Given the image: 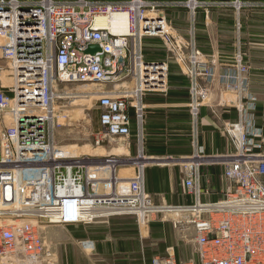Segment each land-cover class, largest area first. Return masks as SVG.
Returning a JSON list of instances; mask_svg holds the SVG:
<instances>
[{"label": "built area", "instance_id": "obj_1", "mask_svg": "<svg viewBox=\"0 0 264 264\" xmlns=\"http://www.w3.org/2000/svg\"><path fill=\"white\" fill-rule=\"evenodd\" d=\"M215 6L209 0H0V264H57L43 237L47 225L90 224L155 208L144 164L121 177L120 160L113 157L64 155L55 130L61 117H69L68 105L81 98L99 113L98 145L132 137L135 119L139 139L144 100L168 95L174 63L189 79L187 107L197 139L216 71L195 40L176 32L168 10L187 9L194 19L198 10ZM117 13L128 15L127 33L96 25L97 17ZM153 38L163 41L167 58L147 56L145 42ZM89 45L101 51L85 53ZM250 69L239 53L221 79L223 89L237 95L230 102L238 110V120L224 124L236 153L223 163V197L203 201V162L197 155L182 165L193 204L169 206L192 213L186 222L195 228L198 262L180 260L172 250L151 264H264V141L257 139L262 131Z\"/></svg>", "mask_w": 264, "mask_h": 264}, {"label": "crops", "instance_id": "obj_2", "mask_svg": "<svg viewBox=\"0 0 264 264\" xmlns=\"http://www.w3.org/2000/svg\"><path fill=\"white\" fill-rule=\"evenodd\" d=\"M209 1L218 2V6L198 10L194 19L187 9L168 10V18L176 32L183 38L195 40L202 57L212 63L216 71L210 104L201 110L199 138L193 139L190 135L188 100L173 98L169 102L157 103L152 102L154 95H151L149 98L152 100L146 102L148 110L143 152L140 153L136 140L132 146L122 148V153H116L122 156L120 160L135 161L131 167L134 172L138 171L141 163L147 162V192L172 207L189 206L194 202L184 186L182 165L197 155L203 162V201L217 202L227 189L223 163L236 153V149L224 132V124L237 121L238 110L235 102H230L236 101L237 95L227 93L222 86L221 79L226 69L235 66L238 54L244 53V63L251 68V81L255 84L264 79V11L252 13L247 7L237 9L227 5L230 0ZM182 18L191 20V25L176 23ZM254 20L257 23H253ZM146 46L150 47L148 43ZM172 66L171 90L187 91L188 87L181 86L177 76L181 74L179 66L174 63ZM255 118L257 127L262 131V136L257 139L264 141V98L258 100ZM134 132L133 128V137ZM165 138L174 141L168 142ZM178 142H182L181 148L177 146ZM161 150L166 152L160 153ZM167 157H173L175 162L167 165L152 162L153 159L159 161ZM207 157L219 160L205 163ZM114 225L117 226V222ZM54 244L55 251L51 248L57 264H151L154 257L159 256L146 257L147 252L136 231L123 236L121 230L108 229L104 236L94 238L89 243L91 247L75 246L76 243L60 237L55 238ZM176 250L175 254L180 260L191 261L194 257L187 247L179 246ZM193 261L198 262V259Z\"/></svg>", "mask_w": 264, "mask_h": 264}, {"label": "rangeland", "instance_id": "obj_3", "mask_svg": "<svg viewBox=\"0 0 264 264\" xmlns=\"http://www.w3.org/2000/svg\"><path fill=\"white\" fill-rule=\"evenodd\" d=\"M253 2H263L264 0H252ZM259 4V3H257ZM246 9L250 10V12H261L264 11V6H256V7H247ZM243 11V10H242ZM181 22L186 23L189 27L191 25V20L182 18V21L176 20V23L181 24ZM175 23V22H174ZM253 23H257L255 20ZM185 25V26H186ZM150 45V47L146 46L147 56L155 59H165L167 58V53L164 48L163 41L159 38L146 39V42ZM244 56V53H242ZM245 58V57H244ZM173 71V66L170 68V90H171V74ZM251 75V73H250ZM180 80V85L189 88V79L181 74L177 75ZM251 92L256 95V97L261 99L264 98V79H260L259 82L253 83L251 81ZM72 89V88H71ZM186 89V88H185ZM188 92V89H187ZM166 96V95H162ZM151 95H148L144 102H149L152 100ZM74 101V102H73ZM73 104L68 105L67 113L69 117L60 118V125H57L55 130V143L56 147L61 150H72L74 146H77L79 149L86 150L87 152H80L82 155H88L89 157H94L96 159L102 158H111L120 160V154L116 155V153H122V148L133 145L134 141L137 140V145L140 146V153L143 152L144 145V137L146 131L144 128L146 126L147 119V110L144 111V123L142 127V133H140V138H135L137 134V126L138 122L135 119L134 121V137H130L129 139H113V140H105L100 145L96 143V134L99 129V113L96 111L94 104L92 101L83 100L81 98L74 99ZM189 130L190 135L193 136V121L190 115L189 120ZM201 127L199 122L198 135L201 134ZM191 138V137H190ZM135 139V140H134ZM166 139V138H165ZM167 140V139H166ZM168 141V140H167ZM174 140L168 141L172 142ZM192 142V138H191ZM182 142H178V147L181 146ZM136 144V143H135ZM184 144L183 146H185ZM182 147V146H181ZM179 147V148H181ZM120 149V150H119ZM120 151V152H118ZM169 151H171L169 149ZM140 155V154H139ZM143 156V155H140ZM173 158V157H172ZM119 170L120 174L124 177L125 175H134V170L131 168L132 163L135 161L130 160H120ZM175 162V161H174ZM171 162L170 164L174 163ZM211 163V161L205 162ZM147 166V162H143L139 165V168L142 165ZM132 172V173H131ZM153 205L156 209H160V211H156V209L151 210V212H155L149 215H135V214H122L109 216L101 219H97L95 222L90 224H75V225H47L43 229V237L46 240L47 244L50 248L55 245V238L60 237L65 241H71L72 243H76L75 246H88L94 238H98L100 236H104L108 229H116L121 230L123 236H127L130 232L138 233L141 242L143 243V247L146 250V257L153 258L156 255L164 257L167 255V252H171L172 249L177 252V247H187L190 250V253L193 254V259H197L196 247H195V228L193 224L187 223L186 221L192 218V213L186 212H175L171 208L169 209L168 205L163 204L158 197H152ZM163 209V210H162ZM184 212V211H183ZM177 213V214H176ZM189 215V216H188ZM148 217V218H147ZM141 219V220H140ZM109 224H106L108 223ZM114 222H117V226L114 225ZM181 222V223H180ZM122 223V225H120ZM144 225H143V224ZM116 228H115V227ZM65 245V244H64ZM54 249V248H53ZM55 251V249H54ZM150 262V261H149Z\"/></svg>", "mask_w": 264, "mask_h": 264}, {"label": "bare ground", "instance_id": "obj_4", "mask_svg": "<svg viewBox=\"0 0 264 264\" xmlns=\"http://www.w3.org/2000/svg\"><path fill=\"white\" fill-rule=\"evenodd\" d=\"M96 25L98 27L108 28V29H110L113 32L118 33V34H125L129 30L128 15L125 14V13H117V14L111 15L110 17H97L96 18ZM9 83H11V82H9ZM78 149L79 148L77 146H74V149H72V150H68L67 149V150L62 151V152H63L64 155H70V154L74 155V154H77V153H80V152H82V153L83 152H87L86 150H83V149H79L80 150V152H79ZM125 176H128V174L125 175ZM121 177H123V176L121 175ZM168 208L170 209L172 207H168ZM153 209L155 210L156 208H151L148 211H140L139 215L140 216L141 215H145V214L149 213ZM185 211L188 212L189 210H185ZM175 212L178 213V212H181V211H175ZM151 213H153V212H151Z\"/></svg>", "mask_w": 264, "mask_h": 264}, {"label": "trees", "instance_id": "obj_5", "mask_svg": "<svg viewBox=\"0 0 264 264\" xmlns=\"http://www.w3.org/2000/svg\"><path fill=\"white\" fill-rule=\"evenodd\" d=\"M172 78V77H171ZM152 102H157V103H164V102H169L172 101L173 98H180L181 100H189V91H173L170 90L167 96H162V95H154ZM166 150H161L160 153H165Z\"/></svg>", "mask_w": 264, "mask_h": 264}, {"label": "water", "instance_id": "obj_6", "mask_svg": "<svg viewBox=\"0 0 264 264\" xmlns=\"http://www.w3.org/2000/svg\"><path fill=\"white\" fill-rule=\"evenodd\" d=\"M101 48L98 45H89L88 48L85 50V53H89V54H96L97 52H100ZM211 161V162H216L217 160H219L216 157H207L206 161ZM175 159L171 158V157H167L165 159H153L152 162H159L162 164H170L171 162H174Z\"/></svg>", "mask_w": 264, "mask_h": 264}]
</instances>
